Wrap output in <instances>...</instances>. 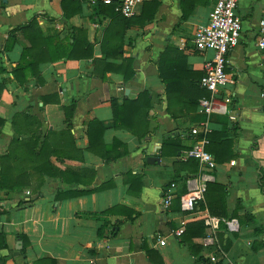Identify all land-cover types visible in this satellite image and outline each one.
Segmentation results:
<instances>
[{
  "label": "crops",
  "instance_id": "0c3cea01",
  "mask_svg": "<svg viewBox=\"0 0 264 264\" xmlns=\"http://www.w3.org/2000/svg\"><path fill=\"white\" fill-rule=\"evenodd\" d=\"M62 1L0 0V155L9 154L13 139L29 136L38 137L39 151L47 134L54 133L45 139L47 171L32 169L18 189L0 187V234L6 241L0 264H154L158 259L162 264H264V52L255 45L264 0L238 2L240 39L224 68L229 81L213 96L210 113L189 101L197 95L203 64L213 56L194 47L196 30L208 24L211 0L138 3L127 17L139 23L155 10L150 22L129 24L123 35L122 58L133 60L130 78L109 71L100 78L105 66L95 75V59H61L41 63L39 75L28 74L23 86L17 83L13 70L24 62L22 46L13 43L5 50L4 45L12 30L31 19L46 38L65 41L74 28L85 30L96 57L121 65L122 58H108L101 50L103 41L110 51L118 44L114 33L105 35L120 23L108 14L92 15L97 4L92 0H80L81 14L66 16ZM142 92L147 99L130 123L136 134L128 126L131 118L125 120L128 127L117 128L111 100L122 105ZM73 102L68 116L63 106ZM25 116L40 125L27 123ZM92 120L103 133L91 149L87 130ZM193 127L199 134L190 133ZM209 132L232 141L229 155L211 172L198 162L192 171L183 164L194 141ZM151 153L158 163L147 162ZM23 164L19 161V171ZM205 175L212 176L207 183L224 187L226 215L219 217L237 219L238 231H225L222 222L214 232L206 227L202 218L215 216L205 198L195 202L193 212L181 211L179 197L187 181ZM167 188L174 198L164 208ZM77 189L85 195L55 200L58 193ZM216 197L208 195L210 201ZM194 222L202 223V235L191 232L188 242L173 235ZM146 249L158 255L150 260Z\"/></svg>",
  "mask_w": 264,
  "mask_h": 264
},
{
  "label": "trees",
  "instance_id": "16d2710c",
  "mask_svg": "<svg viewBox=\"0 0 264 264\" xmlns=\"http://www.w3.org/2000/svg\"><path fill=\"white\" fill-rule=\"evenodd\" d=\"M195 1V0H192ZM61 5V10L66 16H71L73 14H81V1L80 0H63ZM156 6V3H154ZM150 16L146 17V19L139 23L137 19L134 17H124L114 12L113 5L105 4L102 1H98L97 4L93 6L92 15L103 14L110 17H114L118 27H120L116 31L108 30L105 35V39L110 36L111 32L114 33L113 38L118 40V44L115 48L110 51L104 47V41L101 43L102 53L108 58H122L121 44L123 41V35H125L126 27L132 23L144 24L145 22H150L153 19L152 12ZM143 15V13H142ZM141 15V17H142ZM187 13H183L182 19L186 18ZM75 34L69 38H66L65 41L62 39H57L56 37H45L42 33L41 27L38 24V21L35 19H31V21L23 27L18 29H14L11 31L4 45V49H9L10 46L15 44H20L23 49L22 60L24 62L20 63L16 69L13 70V75L15 80L20 85H24L27 82L28 74L37 76L39 75V67L43 62L47 63H55L59 62L61 59H69V60H78V61H89L90 59H95L96 67H94L95 75H97L98 67L104 63L103 72L99 74L100 78L105 77L106 72H116L118 74H122L124 78H130L133 76L132 71V59L131 58H122L123 61L120 66H114L113 64H109L105 62V59H101L95 56V50L92 43L87 41V32L83 29L74 28ZM107 36V37H106ZM201 76V75H200ZM199 76V77H200ZM199 77L198 83H199ZM197 83L196 92L197 95L194 98H191L189 103L194 108L197 104L199 98L206 97L209 95V92L205 89L201 88ZM171 90L169 87V83H166V92L168 93ZM147 92H142L134 99H124L122 105H118L115 100H111V107L114 112L116 127L121 128L123 126L128 127L133 130L130 123H132V119L136 115L135 113H139V109L141 106H144V102L147 99ZM43 102H46V98H42ZM58 102V101H57ZM147 102V101H146ZM148 106V103L146 104ZM74 108V102L69 106H63V110L66 115L69 116V112ZM125 111L127 112L124 115ZM131 118V120L129 119ZM126 119H129V125L126 124ZM25 120L29 124H37L40 125V121L32 118L30 116H25ZM68 120V119H67ZM4 124V119L0 117V127ZM28 124V125H29ZM136 134V131L133 130ZM103 133L102 125L96 120H92L89 124V128L87 130L88 142L91 146V149L94 148L98 139H101V135ZM54 133H48L46 138L52 136ZM144 135L150 136L149 132L144 133ZM208 143L205 146V150L208 153L213 154L215 162H221L229 155L230 147L232 141L220 139L218 133L209 132L205 135ZM42 144V147L39 151H36V147L38 146V137L36 136L34 139L29 136L28 139H13L10 143V152L8 155H0V187L8 188V189H18L24 184H26V179L30 175V171L33 169L35 172H39L40 174L46 172L47 167L50 165L46 162L44 156L47 155V147L45 145V139ZM179 150V146L176 147ZM22 160L23 165H21L22 170H18L19 161ZM24 161V162H23ZM185 167L187 166L190 170L195 171L197 169V160L195 158L190 157L186 163L183 164ZM210 193L216 194V198L210 201L208 195ZM225 189L221 185L206 183V188L203 193V198H205L206 208L211 215L215 217L226 215V208L224 204L225 198ZM85 195V192L79 191V189L71 191L69 193H58L55 196L56 201H62L65 198H71L76 196ZM108 212H113L112 210H108ZM0 213L2 210L0 209ZM203 226L201 222L190 223L182 228L181 237L183 241L188 242L187 240L192 238L189 235L192 233L202 235ZM198 232V233H196ZM193 234V235H194ZM192 235V236H193ZM189 236V237H188ZM6 246V241L2 234H0V249ZM200 248V246H198ZM146 256L152 260L153 255H158L155 252L146 249ZM3 262V259L0 258V262ZM154 264H162L161 259Z\"/></svg>",
  "mask_w": 264,
  "mask_h": 264
},
{
  "label": "built area",
  "instance_id": "2783aa9c",
  "mask_svg": "<svg viewBox=\"0 0 264 264\" xmlns=\"http://www.w3.org/2000/svg\"><path fill=\"white\" fill-rule=\"evenodd\" d=\"M102 1L105 4L113 5L114 12L124 17L133 14L134 7L142 0H92ZM213 6L209 12L208 24L199 27L194 34V47L201 51H211L213 56L210 60L206 61L202 67V74L199 77V86L210 93L211 99L202 97L198 100V110L205 113H210L214 109L213 96L225 86L229 78L225 73V65L228 61V55L238 45L241 31L242 21L237 15V6L239 0H211ZM255 45L264 52V18L260 19L256 26V41ZM263 75H264V60L262 62ZM264 97V91L261 93ZM226 98L224 102H228ZM223 109L224 106H219ZM233 118V117H231ZM192 135L199 134V130L195 127L191 128ZM195 143L189 151V156L195 158L199 164L200 169L211 172L216 163L214 157L205 150L208 143L205 135L194 141ZM233 161L231 162V164ZM212 176L205 175L204 177L192 178L187 181V191L179 197V205L182 212H193L196 208V201L203 199V193L206 188V183ZM171 188L174 184L170 185ZM174 198L173 192L167 188L162 196L161 205L164 208H169L172 199ZM202 221L206 227L211 231H215L219 223L222 222L225 231L236 232L239 229V224L235 218L227 217H213L205 215ZM182 229L178 228L173 231V235L180 237ZM159 243L163 245L165 240L159 239Z\"/></svg>",
  "mask_w": 264,
  "mask_h": 264
},
{
  "label": "water",
  "instance_id": "95a60500",
  "mask_svg": "<svg viewBox=\"0 0 264 264\" xmlns=\"http://www.w3.org/2000/svg\"><path fill=\"white\" fill-rule=\"evenodd\" d=\"M147 162L154 164L155 162L158 163L159 162V158L154 156V154H150L147 158Z\"/></svg>",
  "mask_w": 264,
  "mask_h": 264
}]
</instances>
